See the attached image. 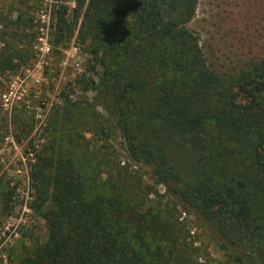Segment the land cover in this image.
<instances>
[{
	"label": "trees",
	"instance_id": "trees-1",
	"mask_svg": "<svg viewBox=\"0 0 264 264\" xmlns=\"http://www.w3.org/2000/svg\"><path fill=\"white\" fill-rule=\"evenodd\" d=\"M75 2L76 18L87 5L82 34L100 57L129 160L151 167L230 262L264 264V60L224 83L188 27L199 0ZM70 9L57 10L63 35ZM33 166L47 239L23 264L185 262L160 211L141 210L126 188L98 192L69 157L42 156Z\"/></svg>",
	"mask_w": 264,
	"mask_h": 264
},
{
	"label": "rangeland",
	"instance_id": "rangeland-1",
	"mask_svg": "<svg viewBox=\"0 0 264 264\" xmlns=\"http://www.w3.org/2000/svg\"><path fill=\"white\" fill-rule=\"evenodd\" d=\"M65 4L72 28L63 35L56 22ZM86 6L76 18L75 0H0V264H23L47 239L32 181L42 156L69 157L98 192L112 193L117 183L141 210L160 211L183 264H233L151 167L129 160L100 57L82 34ZM188 27L224 83L264 60V0H199ZM239 100L246 102L242 94Z\"/></svg>",
	"mask_w": 264,
	"mask_h": 264
}]
</instances>
